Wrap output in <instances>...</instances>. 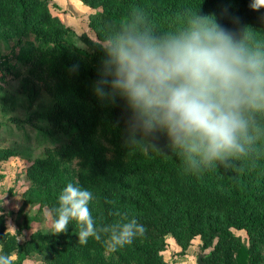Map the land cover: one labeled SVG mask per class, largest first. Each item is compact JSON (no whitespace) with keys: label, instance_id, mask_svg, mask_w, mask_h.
<instances>
[{"label":"trees","instance_id":"trees-1","mask_svg":"<svg viewBox=\"0 0 264 264\" xmlns=\"http://www.w3.org/2000/svg\"><path fill=\"white\" fill-rule=\"evenodd\" d=\"M90 26L97 40L82 34L90 52L46 28L62 29L49 10V0H0V31L18 36L14 53L0 55V71H8L15 53L32 49L62 87L48 121L67 141L32 165V180L42 184L43 199L52 207L69 180L93 193L89 209L97 227L136 218L146 226L143 236L116 253L122 264H158L173 237L187 247L204 237L208 250L203 264H249L252 247L232 232L264 231V140L231 168L187 171L178 156L153 151L145 155L130 141V112L116 98L101 99L94 85L101 76L105 53L100 41L119 28L135 11H143L160 32L183 25L192 12L212 16L225 29L247 27L264 39V9L253 10L251 0H92ZM25 61L23 57L20 58ZM164 154L163 135L155 140ZM65 152V153H63ZM71 152L77 159L64 158ZM18 234L23 231L18 226ZM78 227L70 221L60 234H37L20 245V263L31 243L40 246L44 264H110L101 241L78 242ZM34 245V244H33ZM18 247V245H17Z\"/></svg>","mask_w":264,"mask_h":264},{"label":"clouds","instance_id":"clouds-1","mask_svg":"<svg viewBox=\"0 0 264 264\" xmlns=\"http://www.w3.org/2000/svg\"><path fill=\"white\" fill-rule=\"evenodd\" d=\"M249 7L264 9V0ZM100 45L105 56L94 91L124 102L130 141L145 155L178 156L199 173L233 167L264 140V39L256 31H230L192 12L182 26L160 32L137 10ZM160 135L170 154L157 147ZM92 199V191L69 180L49 212L52 230L63 233L74 221L79 244L101 241L106 258L145 234L134 217L97 227ZM0 264H12L2 246Z\"/></svg>","mask_w":264,"mask_h":264},{"label":"rangeland","instance_id":"rangeland-1","mask_svg":"<svg viewBox=\"0 0 264 264\" xmlns=\"http://www.w3.org/2000/svg\"><path fill=\"white\" fill-rule=\"evenodd\" d=\"M97 8L92 0H49V10L58 18L62 29L48 27L45 30L90 52L81 35L97 40L90 26V14ZM4 32L5 28L1 29V56L13 54L19 46L18 36ZM39 61V54L27 49L15 53L8 71H0V246L10 256L12 264H44L41 248L34 242L28 247L27 258L21 263L19 260L20 245L26 239L53 232L51 208L43 199L44 189L30 174L36 161L67 141L60 128L51 124L47 116L60 97L62 87ZM73 155L69 152L64 158L76 162ZM18 226L23 231L22 236L18 234ZM232 232L242 244L252 247L249 264H264V231L248 233L232 229ZM167 241L168 247L160 253L158 264H196L199 256L203 262L208 253L207 249L203 250L205 239L201 236L194 238L187 247L173 237H168ZM123 261H126L125 257L117 253L109 259L110 264H122Z\"/></svg>","mask_w":264,"mask_h":264},{"label":"water","instance_id":"water-1","mask_svg":"<svg viewBox=\"0 0 264 264\" xmlns=\"http://www.w3.org/2000/svg\"><path fill=\"white\" fill-rule=\"evenodd\" d=\"M196 264H203V262H202V256H199L197 258Z\"/></svg>","mask_w":264,"mask_h":264}]
</instances>
